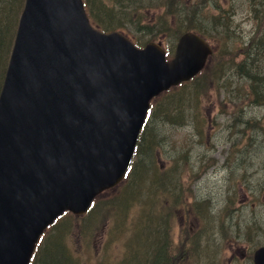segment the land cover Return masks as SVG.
Returning a JSON list of instances; mask_svg holds the SVG:
<instances>
[{
    "label": "water",
    "instance_id": "obj_1",
    "mask_svg": "<svg viewBox=\"0 0 264 264\" xmlns=\"http://www.w3.org/2000/svg\"><path fill=\"white\" fill-rule=\"evenodd\" d=\"M210 54L184 32L167 61L159 43L94 28L82 0H25L0 90V264H28L48 224L114 186L149 101Z\"/></svg>",
    "mask_w": 264,
    "mask_h": 264
},
{
    "label": "rangeland",
    "instance_id": "obj_2",
    "mask_svg": "<svg viewBox=\"0 0 264 264\" xmlns=\"http://www.w3.org/2000/svg\"><path fill=\"white\" fill-rule=\"evenodd\" d=\"M204 10L214 15L222 10L231 12V39L226 45L223 27L205 26L203 33L211 45L217 46V58L192 82L184 84L182 93L195 85L199 88L178 97H187L184 121L171 122L163 115L147 117L134 166L148 164L145 169L153 173L155 168L163 171L175 163L187 172H199L193 180L187 172L181 174L185 201H202L209 205L212 216L202 223L204 229L196 239L194 255L177 264H251L254 250L264 243V124L256 128L249 122L264 120V103H252L251 93L245 96V91H250L249 82L238 80L233 68L216 76L214 63L223 58L225 50L230 56L235 54V62H239L254 33L264 39V0H206ZM175 30L166 38H150L131 27L123 29L133 41H160L168 58L176 43ZM173 91L181 93L177 87ZM151 133L157 143L153 147L146 143ZM134 178L136 175L131 180ZM117 190L106 194L89 215L71 220L65 244L75 259L73 264L142 262L134 223L142 211L140 200H132L125 216L118 207L110 211L116 200L113 198L119 195ZM180 207L173 213L175 219L171 220V209L166 214L168 232L173 243L181 232V241L187 244L186 238L199 234L200 221L184 209L183 222ZM66 227L61 221L52 230Z\"/></svg>",
    "mask_w": 264,
    "mask_h": 264
},
{
    "label": "trees",
    "instance_id": "obj_3",
    "mask_svg": "<svg viewBox=\"0 0 264 264\" xmlns=\"http://www.w3.org/2000/svg\"><path fill=\"white\" fill-rule=\"evenodd\" d=\"M23 1L24 0H0V86ZM83 1L91 22L94 26L104 31L123 30L126 27H131L134 31H138L141 34H149L150 38L160 36L166 38L168 35L172 34L174 29H177L174 33V38H177L184 31H195L205 36L203 29L207 24H210L214 29H217L218 26L223 27L221 33L226 45L231 39L229 35V19L231 12L229 11L230 13L228 14L226 10H222L216 15L211 14L209 11L204 10L206 0ZM215 4L217 3L215 2ZM144 10L146 11L144 12ZM135 41L138 45L143 44V42L137 38H135ZM254 43L253 40H249V44L246 46L248 47L247 51L245 50L243 57L246 56L248 52L250 55H255V53L258 52L260 53L258 57L259 62V59H261V56L264 54V50L261 49V43H258L256 46ZM256 47H260L261 52L259 49L253 52ZM217 51L218 49L216 47L206 67L211 61L217 58ZM234 55L230 56V54H224L222 55L223 58L216 60L214 63V67L217 71L216 76L226 68L235 66V69H238L242 66L244 68L243 72L248 74L247 76L252 79L249 82L250 91H245V96L251 93L252 103L254 102V104L260 105V100L264 101V79L256 63L257 57L250 58L247 65V63H245L247 58H242L239 62H235L236 56ZM262 71L264 70L262 69ZM188 84H186V86ZM177 88L180 89L181 93L175 94L174 91L172 92V90H170L154 99L149 111V118L154 115H163L164 119H168L171 122L178 123V120L184 121L186 117L184 113V104L187 97H182L180 99H178V97H181L182 94L184 96L186 93L191 94L192 92L199 91V88L195 85L193 88L191 87L188 89L186 93H182L185 88L184 84L179 85ZM249 124L259 128L264 124V120L250 121ZM144 127L145 128L142 130L143 135L146 126ZM143 135L140 137L139 143H142L144 138ZM154 136L155 134L151 133V139L146 142L149 143L150 147L157 144L153 140ZM139 147L140 144L136 148L135 157L138 154ZM134 164L135 161L131 166L126 185H122L119 188L121 189L122 187L123 189L120 190V196L116 198L113 209L118 207L120 210L125 211V216L131 206L132 200L138 197L143 207L141 206L142 211L134 223L137 230V242L140 246L139 253L143 260L141 264H177L176 262L182 260L184 252H188L186 256H191L195 253L194 248L196 239L201 235L202 230L199 231V234L195 237L186 238L187 244L182 243L181 233L179 234L177 243H173L170 233L168 232V230H170V227L168 228L169 219L166 215L168 210H172L171 217L174 218L173 213L178 203L182 201L180 205L186 209V211H191L196 218L204 217V219H209V207L205 206L202 201L188 204L184 200V192L180 194V189H184L181 186L183 183L181 181V174L187 172L185 168H183L179 174L175 172L178 175L176 178L165 180V176L163 175L153 180L151 175L157 173L161 169L155 168L154 172L150 173L145 169L148 164H140L137 166H134ZM163 171H167V169ZM189 172L192 173V170L188 171L186 174L188 175ZM134 175H136V178L131 180ZM154 184L158 185L159 188V190L155 192L156 194L152 190ZM129 190L130 192H128ZM157 193L162 195L157 199L156 203ZM73 219L74 218L70 214L64 215L62 217V222L67 224L65 229L53 231V228L57 225L55 224L42 236L34 252L31 264L74 263L75 259L70 249L67 248L65 244L67 233L69 234L70 232L71 220ZM57 223L61 222L59 221Z\"/></svg>",
    "mask_w": 264,
    "mask_h": 264
},
{
    "label": "bare ground",
    "instance_id": "obj_4",
    "mask_svg": "<svg viewBox=\"0 0 264 264\" xmlns=\"http://www.w3.org/2000/svg\"><path fill=\"white\" fill-rule=\"evenodd\" d=\"M186 6V5H185ZM191 14V13H190ZM250 41H254L255 43H254V45L256 46L258 43L260 44L261 43V49H263L264 50V39L262 38V37H260L258 34H256V33H254V35L249 39ZM257 49H259L260 50V52H261V49H260V47H256L255 48V50L253 51V52H256V50ZM250 52H252V51H250ZM224 54L225 55H229L230 54V52L228 51V50H225V52H224ZM260 56V53H258V52H256L255 53V55H250V53L248 52V54L246 55V56H244L243 57V59H246L247 58V60L245 61V63H247V65H248V63H249V61H250V58H252V57H257V61H256V63L258 64V66H259V69H260V72H261V75H262V78L264 79V71H262V69L264 70V54L261 56V59H259V62H258V57ZM261 67H262V69H261ZM233 68V74H234V76H236V78L238 79V80H244V81H248V82H250L252 79L250 78V77H248L247 75L248 74H246V73H244L243 72V70H244V68L241 66L240 68H238V69H235V66L234 67H232ZM231 68V69H232ZM250 73V72H249ZM255 75V74H254ZM254 78V77H253ZM263 84H264V82H263ZM261 101V104H263L264 103V101H262V100H260ZM186 102V101H185ZM183 170V168H182V166H180V165H178V164H173L172 165V167H170L169 169H167V171H158L157 173H155V174H153V175H151V177H153L152 179L153 180H155V179H157V178H160V176H165V180H170V179H172V178H176V176H178L177 174H179L181 171ZM175 172H177V174L175 173ZM152 190L154 191V193L157 191V190H159V188H158V185H155L154 184V186L152 187ZM185 191V189H180V194L182 193V192H184ZM189 192H191V193H193V190H189ZM205 206H208L209 207V205H205ZM210 210V209H209ZM202 216H203V214H202ZM212 215H211V213H210V216L209 217H211ZM204 221L206 220H209V219H204V217L202 218Z\"/></svg>",
    "mask_w": 264,
    "mask_h": 264
}]
</instances>
